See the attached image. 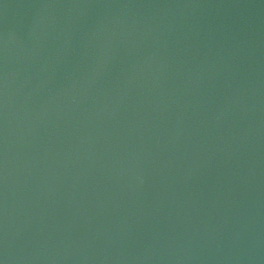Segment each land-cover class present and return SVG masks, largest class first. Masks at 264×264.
<instances>
[{
    "label": "water",
    "instance_id": "1",
    "mask_svg": "<svg viewBox=\"0 0 264 264\" xmlns=\"http://www.w3.org/2000/svg\"><path fill=\"white\" fill-rule=\"evenodd\" d=\"M0 264H264V0H0Z\"/></svg>",
    "mask_w": 264,
    "mask_h": 264
}]
</instances>
